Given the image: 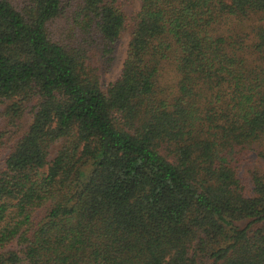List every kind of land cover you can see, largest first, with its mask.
Here are the masks:
<instances>
[{
	"label": "trees",
	"instance_id": "trees-1",
	"mask_svg": "<svg viewBox=\"0 0 264 264\" xmlns=\"http://www.w3.org/2000/svg\"><path fill=\"white\" fill-rule=\"evenodd\" d=\"M137 1L0 0V264H264V0Z\"/></svg>",
	"mask_w": 264,
	"mask_h": 264
},
{
	"label": "rangeland",
	"instance_id": "rangeland-1",
	"mask_svg": "<svg viewBox=\"0 0 264 264\" xmlns=\"http://www.w3.org/2000/svg\"><path fill=\"white\" fill-rule=\"evenodd\" d=\"M122 2L128 14H134L139 9V2L137 0H122ZM128 39V34L126 33L118 46L116 61L113 67L108 73L101 77L102 83L106 86L114 82L119 76L121 65L126 55ZM160 80L162 83H171L174 80V74L171 71H165ZM1 121L2 117L0 115V123ZM256 174L264 175V141L255 144L252 149L246 153L238 166V176L245 184L247 194H251V180Z\"/></svg>",
	"mask_w": 264,
	"mask_h": 264
}]
</instances>
